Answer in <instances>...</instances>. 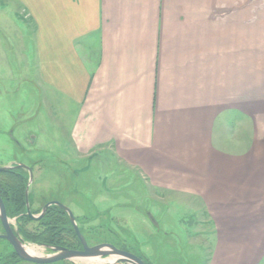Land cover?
Returning <instances> with one entry per match:
<instances>
[{
  "label": "crops",
  "instance_id": "1",
  "mask_svg": "<svg viewBox=\"0 0 264 264\" xmlns=\"http://www.w3.org/2000/svg\"><path fill=\"white\" fill-rule=\"evenodd\" d=\"M0 14V52L30 38L66 147L206 214V264L264 252V0H0Z\"/></svg>",
  "mask_w": 264,
  "mask_h": 264
},
{
  "label": "rangeland",
  "instance_id": "2",
  "mask_svg": "<svg viewBox=\"0 0 264 264\" xmlns=\"http://www.w3.org/2000/svg\"><path fill=\"white\" fill-rule=\"evenodd\" d=\"M26 39L28 43L22 41L14 49L6 47V52H0V167L18 161L32 168L33 178L22 193L29 194L33 215L54 199L69 205L89 246L110 243L140 256L146 264H206L213 232L205 223L209 220L206 214L193 212L189 204L176 198L164 201L161 197L153 203L147 183L131 170L99 151L80 157L66 147L69 122L60 124L62 118L51 116V103L46 102L45 107L36 97L35 73L29 66L30 38ZM18 47L23 48L26 58L22 65ZM3 55L16 60L10 68ZM52 147L59 151L55 153ZM5 181H23L24 185L26 181L27 185L28 175L0 173V183ZM7 217L25 245L35 246L40 255L51 253L38 239L37 222ZM69 232L65 228L58 239L80 249ZM11 252V245L0 239V264H36ZM113 259L107 256L89 263L73 259L48 264H104ZM252 264H264V252Z\"/></svg>",
  "mask_w": 264,
  "mask_h": 264
},
{
  "label": "water",
  "instance_id": "3",
  "mask_svg": "<svg viewBox=\"0 0 264 264\" xmlns=\"http://www.w3.org/2000/svg\"><path fill=\"white\" fill-rule=\"evenodd\" d=\"M17 142V141H15ZM9 166L0 167V171L5 170ZM16 167L23 168L28 171V182L26 188L29 187L32 180V170L24 163H17ZM54 204L59 206L61 209L65 210L68 213L70 222L72 224V229L76 237L78 238L81 249H69L63 246H45L44 248L50 249L51 253L46 255L40 254H31L25 249V244L23 241L14 234L9 219L6 215L4 205L0 198V224L2 226V233L0 234V239L7 241L15 255L18 259L32 262L36 264H48L62 260H87V259H102V257H113V261H105L104 264H113V263H126V264H146L143 259L139 256L124 250L115 247L110 243H99L96 245L89 246L79 231V228L74 220L72 212L64 204L58 201H50L46 203L42 208V213L47 208V206ZM26 213L28 217L32 220L39 219L40 216H34L29 209L27 194H26ZM41 213V214H42Z\"/></svg>",
  "mask_w": 264,
  "mask_h": 264
},
{
  "label": "flooded vegetation",
  "instance_id": "4",
  "mask_svg": "<svg viewBox=\"0 0 264 264\" xmlns=\"http://www.w3.org/2000/svg\"><path fill=\"white\" fill-rule=\"evenodd\" d=\"M15 142V141H14ZM16 143V142H15ZM16 144H19L18 142L16 143ZM20 145V144H19ZM17 163H20V162H14V161H12V162H8L7 164H5L4 166H9L8 168H6L5 170H2V171H0V173H5V171L7 172V171H9V170H11V169H20V170H23V171H25L26 173H27V175H28V171L27 170H25V169H23V168H19V167H16V164ZM2 167V166H1ZM31 170H32V168L30 167V166H28ZM32 178H33V170H32ZM27 186V185H26ZM0 198H1V201H2V203H3V205H4V208H5V212H6V215H7V210H6V207H7V205H8V199L7 198H9L7 195H2L1 193H0ZM27 199H28V204H29V209H30V212L33 214V212L31 211V205H30V201H29V194H27ZM50 201H56V200H54V199H51V200H48V201H46L44 204H42V206L37 210V211H35L37 214L36 215H34V216H40L39 217V219H37V220H32V219H30L29 217H28V215H27V213H26V194L24 195V211L23 212H20L19 213V215H16L17 217H22V215H24V216H26L27 218H29L30 220H32V221H35V222H37L38 224H39V229H40V234H41V236H44V234H46V232H49L50 231V229H52L53 231H52V233L55 235V236H53V237H55V238H58L59 236H60V233L62 232V231H64V229L65 228H68L69 230H70V232L69 233H71V238H72V240H73V242H74V240H78V238L76 237V235L74 234V232H73V229H72V224H71V222H70V219H69V216H68V213L65 211V210H63V209H61L59 206H57V205H54V204H51V205H49V206H47V208L44 210V212L42 213V208H43V206L46 204V203H48V202H50ZM59 202V201H58ZM60 203H62V202H60ZM63 204V203H62ZM65 205V204H64ZM66 207H68L69 208V205L67 206V205H65ZM69 210L71 211V209L69 208ZM72 212V211H71ZM42 213V214H41ZM73 214V213H72ZM73 217H74V220H75V216H74V214H73ZM11 224V223H10ZM0 226H1V224H0ZM11 228H12V230H13V232H14V234L16 235V236H18L23 242H24V240H23V238L20 236V234H19V232H17L16 230H15V228L14 227H12L11 226ZM1 229H2V226H1ZM72 229V230H71ZM80 231V230H79ZM51 233V234H52ZM48 236V235H47ZM84 237V236H83ZM2 240H4V239H2ZM86 240V239H85ZM7 242V241H6ZM46 242L47 243H45V242H43L42 244L43 245H45V246H51V244H48L49 242H48V240H46ZM78 242H79V240H78ZM87 242V241H86ZM8 243V242H7ZM79 245H80V247H81V244H80V242H79ZM113 245V244H112ZM54 246H59V245H54ZM71 246H69V247H67V248H69V249H73V248H70ZM116 247V246H115ZM12 248V247H11ZM117 248H119V249H121L120 247H117ZM81 249V248H80ZM12 256H16L15 255V253L13 252V249H12ZM140 257V256H139ZM141 258V257H140ZM142 259V258H141ZM144 261V260H143ZM58 262V261H57ZM145 262V261H144ZM53 263H55V262H53ZM116 264H121V263H116ZM122 264H124V263H122Z\"/></svg>",
  "mask_w": 264,
  "mask_h": 264
},
{
  "label": "trees",
  "instance_id": "5",
  "mask_svg": "<svg viewBox=\"0 0 264 264\" xmlns=\"http://www.w3.org/2000/svg\"><path fill=\"white\" fill-rule=\"evenodd\" d=\"M5 173L20 174L23 177H25L27 175V173L25 171L20 170V169H11L7 172L5 171ZM26 181H27V179H26ZM26 181H25V185H26ZM5 182L0 183V193L2 195H7L9 197V198H7L8 199V205L6 207L7 215H10V216L19 215L20 212L24 211V195H23L22 191H23V188L26 186L24 185L23 181H20V184H19V182H16L17 184L11 183V182H6V183ZM19 218H20L19 221L23 220V218H25L27 221H30V219L24 215H22V217H19ZM52 231L53 230L50 229V231L46 232V234H44V236H41V238H40L41 234L37 233V236L39 237L38 239H39L40 243H43V242L47 243L46 240H48V242H49L48 244H51V246L59 245V246H63V247H69V245H66L64 242L59 240L58 239L59 237L58 238L53 237L55 235L52 233ZM37 236L35 237L36 239H37ZM70 248H72V247H70ZM73 249H75V248L73 247Z\"/></svg>",
  "mask_w": 264,
  "mask_h": 264
},
{
  "label": "bare ground",
  "instance_id": "6",
  "mask_svg": "<svg viewBox=\"0 0 264 264\" xmlns=\"http://www.w3.org/2000/svg\"><path fill=\"white\" fill-rule=\"evenodd\" d=\"M25 249L27 250V252H29L31 254H40L39 250L33 245H26ZM93 260H95V259H93ZM86 261H88L87 263H89V261H92V259H87Z\"/></svg>",
  "mask_w": 264,
  "mask_h": 264
}]
</instances>
